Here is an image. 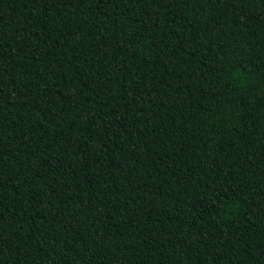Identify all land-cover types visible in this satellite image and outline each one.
<instances>
[{
  "label": "trees",
  "instance_id": "16d2710c",
  "mask_svg": "<svg viewBox=\"0 0 264 264\" xmlns=\"http://www.w3.org/2000/svg\"><path fill=\"white\" fill-rule=\"evenodd\" d=\"M0 264H264V0H0Z\"/></svg>",
  "mask_w": 264,
  "mask_h": 264
}]
</instances>
